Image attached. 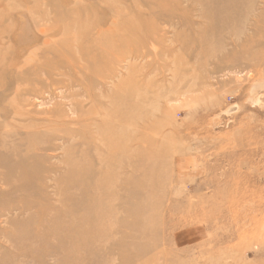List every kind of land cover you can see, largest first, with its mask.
<instances>
[{
	"label": "rangeland",
	"instance_id": "obj_1",
	"mask_svg": "<svg viewBox=\"0 0 264 264\" xmlns=\"http://www.w3.org/2000/svg\"><path fill=\"white\" fill-rule=\"evenodd\" d=\"M8 1L0 264H264V0Z\"/></svg>",
	"mask_w": 264,
	"mask_h": 264
},
{
	"label": "bare ground",
	"instance_id": "obj_2",
	"mask_svg": "<svg viewBox=\"0 0 264 264\" xmlns=\"http://www.w3.org/2000/svg\"><path fill=\"white\" fill-rule=\"evenodd\" d=\"M1 7H5L4 10H6L8 14L0 12V121L3 125H8L9 122L14 121V119L21 118L23 116V111L22 109H20V107L22 104H24L23 97L25 96V62L20 61L21 63H19L18 66V63L14 61L18 56L13 54L11 44L13 41L16 43V51H20L22 56L25 47L22 48L21 46H25V36L21 31L17 33V36L11 33L13 30L11 16H14V14L10 12V10H14L18 7L12 1L0 0V8ZM23 15L24 13H19L20 20H23ZM5 22H8V24L5 25ZM65 23L68 26V29L65 30V34H71L73 35V39L80 40L82 35V33H78L80 30L70 28H78L81 26L76 24L74 20H72L71 22L67 21ZM4 26H8L10 28L7 29ZM48 69L51 70V68ZM85 73L87 75H93L92 78L95 79L96 76L105 74V71H102L101 69H93L87 67ZM9 95H12L13 102L16 99L19 103L15 101V105L11 104L9 109H6L3 106V103Z\"/></svg>",
	"mask_w": 264,
	"mask_h": 264
}]
</instances>
